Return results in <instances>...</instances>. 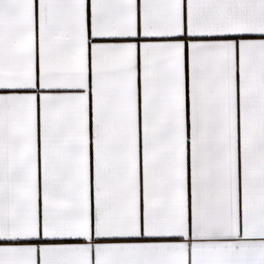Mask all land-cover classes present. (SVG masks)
<instances>
[{
	"label": "snow or ice",
	"instance_id": "1",
	"mask_svg": "<svg viewBox=\"0 0 264 264\" xmlns=\"http://www.w3.org/2000/svg\"><path fill=\"white\" fill-rule=\"evenodd\" d=\"M0 264H264V0H0Z\"/></svg>",
	"mask_w": 264,
	"mask_h": 264
}]
</instances>
